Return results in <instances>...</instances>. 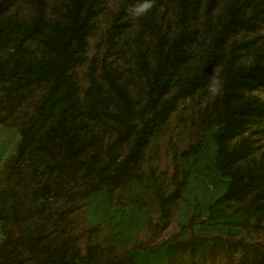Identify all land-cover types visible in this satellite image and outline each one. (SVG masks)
<instances>
[{
    "label": "trees",
    "instance_id": "obj_1",
    "mask_svg": "<svg viewBox=\"0 0 264 264\" xmlns=\"http://www.w3.org/2000/svg\"><path fill=\"white\" fill-rule=\"evenodd\" d=\"M112 1L0 0V42L18 49L12 68L5 69L6 61L0 59V123L20 133L15 153L2 163L1 177H19L21 159L32 142L47 155V169L54 175L52 179L42 178L33 169L29 178L33 184L27 183L33 189L24 193L26 185L22 192L18 188L12 191L10 207H6L9 220L0 238V264H71L100 246L106 251L96 264H143L132 257L131 249H150L164 242L148 241L164 227L167 206L181 196L187 170H174L168 192L156 188L162 215L149 222L152 235L124 249L116 248L106 236L86 242L85 230L96 226L89 221L82 224L81 207L72 199L74 188L89 180L107 184L110 197L114 196V191L139 171L155 125L171 112L184 92L174 74L185 52V37L170 35L169 21H162V31L155 40L156 64H141L143 81L134 86L125 78L119 55L126 43L117 35L128 22L132 7L116 8ZM226 1L178 0L177 21L189 26L199 17L200 7L207 5L213 11L214 34L194 85L200 87L204 98V119L216 124V163L220 173L228 176V184L208 208L248 196L238 208L253 212L264 208L262 167L238 163L247 155L250 143L246 138L234 143L231 139L251 122L264 118V101L246 94L247 90L264 88V53L257 54L251 64L235 63L229 58V48L239 35L264 30V0H242L240 5L230 4L224 9ZM222 12L227 14L224 20ZM35 41L46 55L27 56ZM217 65L221 66V79L219 92L213 96L205 78ZM60 90L63 94L76 90L88 94L87 113L105 125L108 135L100 151L88 148L86 138L80 136L73 95L67 104L58 101L57 116L47 124L42 111L50 100L57 99ZM106 90L110 92L103 94ZM144 108L152 111L151 117L135 121V113ZM200 121L201 128L203 118ZM202 138L199 131L191 144L194 150L200 147ZM16 183L22 186L20 179ZM46 192L57 197L49 209L37 200ZM192 223L191 216L185 224ZM240 224L250 235L193 231L186 237L173 238V252L163 264H264L263 221L245 217ZM103 240L105 244L101 245Z\"/></svg>",
    "mask_w": 264,
    "mask_h": 264
},
{
    "label": "rangeland",
    "instance_id": "obj_2",
    "mask_svg": "<svg viewBox=\"0 0 264 264\" xmlns=\"http://www.w3.org/2000/svg\"><path fill=\"white\" fill-rule=\"evenodd\" d=\"M143 0H113L110 4L120 8L130 5L132 8ZM242 0H227L223 8L228 5H240ZM178 0H154V7L142 17H133L130 14L128 22L121 26L117 37L125 41L126 47L119 55L123 74L134 86L143 81L144 70L141 64L155 65L157 50L155 40L162 31V21H169L170 35L181 34L185 37V52L177 63L175 69L176 84L184 87L183 94L175 101L171 112L155 125L149 138L144 156L139 162V171L129 180L119 186L110 197L107 184L90 180L81 182L74 188L73 200L80 205L82 224L85 221L96 226V229L85 230L84 239L92 243L98 239L107 237L118 249H124L135 240L148 239L150 235L149 222L161 218L162 212L156 195V188L161 192H168L172 186V173L175 169L187 170V181L183 186L180 197L172 200L165 214V225L159 228L148 242H161L159 246L150 249H131L132 257L143 264H163L168 255L173 252L171 242L173 238H183L191 232H215L223 231L241 235H250L240 221L248 217L254 220L260 217L264 223V208L247 212L238 208L248 198L233 199L227 204L216 205L211 210L208 203L213 201L227 187L228 176L222 175L217 167L216 144L213 132L216 124L214 120L204 119L206 114L204 98L200 93V87L195 86V77L199 72L203 54L210 48L214 34L213 11L208 6L199 8V17L189 25H180L178 18ZM210 9V8H209ZM250 13V12H247ZM227 14L221 13V19H226ZM99 37V31L96 32ZM95 43L93 42V45ZM28 57L46 55L43 47L38 42H32ZM29 48V49H30ZM264 53V30L258 29L250 35L241 34L229 48V58L235 63L251 64L257 54ZM18 49L14 45L3 46L0 42V59L6 61L5 69L14 66ZM86 61L85 63H87ZM219 65L215 66L211 74L206 77L209 83L221 79ZM13 71V70H10ZM207 82V81H206ZM204 82V84H206ZM194 89L193 92L187 91ZM8 93V88L5 89ZM110 91L106 90L103 94ZM3 93V96L6 95ZM135 93H133L134 95ZM246 94L256 96L264 101V88L257 87L247 90ZM63 95V97H62ZM75 97L76 119L80 136L86 138L88 148L100 151L102 144L107 141L106 127L102 122L93 119L87 113L88 94L81 90L64 93L60 90L56 94V100H50L42 111L47 124L57 116L58 101L63 104L70 102ZM152 111L149 108L138 110L134 120L148 119ZM203 118L204 124L200 120ZM202 133V142L197 150L191 145L195 141L196 134ZM20 133L14 127L0 123V170L4 160L17 149ZM246 138L250 148L246 156L238 163L260 165L262 167V186L264 187V118L251 122L247 128L231 139L237 142ZM47 155L32 142L21 159V172L19 177L12 174L7 178L1 177L0 172V238L9 220L6 207H10L12 191L27 183L30 186L33 180L31 172H38L42 178H53L46 166ZM180 173V172H179ZM22 181L18 186L16 180ZM27 185L25 191L33 188ZM38 201L43 202L49 209L56 202L57 197L52 192L38 195ZM191 216L192 225L185 224ZM264 235V225L261 229ZM83 239V240H84ZM105 241L101 242L104 245ZM102 246L94 248L83 260H74L71 264H96L105 253Z\"/></svg>",
    "mask_w": 264,
    "mask_h": 264
},
{
    "label": "clouds",
    "instance_id": "obj_3",
    "mask_svg": "<svg viewBox=\"0 0 264 264\" xmlns=\"http://www.w3.org/2000/svg\"><path fill=\"white\" fill-rule=\"evenodd\" d=\"M154 7V0H143V2L135 5L129 11L133 17H142L146 15ZM209 92L211 95L215 96L219 92V82L214 80L209 85Z\"/></svg>",
    "mask_w": 264,
    "mask_h": 264
}]
</instances>
